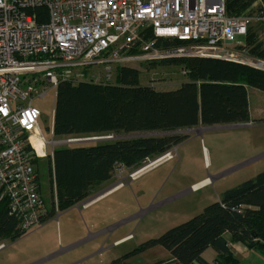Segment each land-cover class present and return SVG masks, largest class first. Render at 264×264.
Listing matches in <instances>:
<instances>
[{
  "label": "built area",
  "instance_id": "built-area-1",
  "mask_svg": "<svg viewBox=\"0 0 264 264\" xmlns=\"http://www.w3.org/2000/svg\"><path fill=\"white\" fill-rule=\"evenodd\" d=\"M256 3L229 15L225 0H0V203L19 230L44 224L37 161L88 141L54 138L53 119L44 131L39 101L55 100L63 82L107 84L117 67L163 61L202 58L264 72V57L251 53L259 46L264 55V7ZM249 33L252 45L234 42Z\"/></svg>",
  "mask_w": 264,
  "mask_h": 264
},
{
  "label": "trees",
  "instance_id": "trees-1",
  "mask_svg": "<svg viewBox=\"0 0 264 264\" xmlns=\"http://www.w3.org/2000/svg\"><path fill=\"white\" fill-rule=\"evenodd\" d=\"M255 1L225 0L227 14L251 11ZM261 4L264 7V0ZM36 13L44 11L38 9ZM246 43H254L252 33ZM251 53L264 57L259 46L252 48ZM155 64L178 65L186 72L188 83L175 91L159 92L141 85L138 70L127 67L116 68L115 84L60 83L53 108L54 138L248 124L251 119L247 88L264 93V72L240 65L202 58ZM186 137H147L54 149L52 156L47 157L51 199L43 222L85 201L95 187L113 177L117 168L135 171ZM224 234L230 235L232 243L264 255V172L225 191L200 214L156 239L139 244L110 264H130L131 258L154 247H161L170 256L155 264H208L201 256L209 248L217 254L214 264H241L231 254ZM24 235L16 219L9 216L6 202H1L0 245L15 242Z\"/></svg>",
  "mask_w": 264,
  "mask_h": 264
},
{
  "label": "rangeland",
  "instance_id": "rangeland-1",
  "mask_svg": "<svg viewBox=\"0 0 264 264\" xmlns=\"http://www.w3.org/2000/svg\"><path fill=\"white\" fill-rule=\"evenodd\" d=\"M262 7L261 3L254 5L256 10H260ZM253 30H256L255 25L251 31ZM234 42L244 44L246 40L242 36H237ZM132 68L138 70L141 85L150 86L159 92L175 91L182 84L188 83L186 74H182L183 70L178 65L153 63L137 65ZM94 72L96 71H92V73ZM96 73L102 76L100 72ZM111 77L110 84H115V74ZM247 97L253 122L251 124L248 123L250 125H245V127L214 125L120 136H71L73 139L85 138L90 141L70 146H56L53 150L88 147L116 140L187 136L180 144L165 153L164 155L166 156L162 155L147 160L135 171L119 167L115 170L113 177L110 179L111 181L106 185V187H109L120 183L121 187L116 193L108 195L97 207L104 206V208L102 207L103 209H109L106 207H109L113 202H117L124 209L129 205H133L132 208L134 209L132 211L124 212V216H127L133 211L139 213L142 209L148 208L150 204H158L163 201L164 196H168L170 193H180L192 189L193 185L202 184L201 187L188 192L182 198L176 200L175 204L173 203L171 207L162 210L160 213L153 216L148 214L145 217L141 216L138 220L139 225L133 232L132 238L134 239L117 248L118 250L126 251L135 244L138 246L150 239H156L166 231L190 220L200 214L204 207L216 200L218 201L225 191L233 189L245 181L252 180L258 174L264 172V93L253 88H247ZM38 106L42 112L41 127L46 129L44 131H47L53 119L54 99L49 94L45 99L38 102ZM106 138L111 139L106 140ZM51 151L52 148L48 147V152ZM159 159L164 160H161L159 164L156 163L145 172H139L150 163ZM49 169L48 158L37 161L36 171L39 178L40 192L47 210L50 209L51 199ZM136 175L139 176L132 179ZM97 207L95 206L93 210ZM78 215L80 213L77 209L57 213L51 219L57 218L59 220L61 224L60 232H57V227L54 224L40 227L39 246L43 245L42 238L45 237V242L47 245L50 244V247L54 246L58 251L63 248L65 239L62 220L68 217L74 218ZM19 240H16L15 243L11 242L14 245L8 249L6 254L13 252L16 256L22 255V250L26 248L28 241ZM151 252L155 253V258L153 255L151 256L150 264L160 262L162 255L167 254L161 247H157L155 251ZM240 260L242 264H264V255L255 250H248V253L244 254Z\"/></svg>",
  "mask_w": 264,
  "mask_h": 264
},
{
  "label": "crops",
  "instance_id": "crops-1",
  "mask_svg": "<svg viewBox=\"0 0 264 264\" xmlns=\"http://www.w3.org/2000/svg\"><path fill=\"white\" fill-rule=\"evenodd\" d=\"M249 114L251 124L253 118L250 109ZM139 175H136L132 179L137 178ZM110 181L95 187L89 198L71 208L77 209L80 215L62 220L65 239L63 248L58 251L54 246L50 247V244L47 245L45 242V237L42 238L43 245L39 246V233H41V230L37 229L20 238L19 241H28L26 248L22 250V255L20 256H16L13 252L6 254L16 241L14 243H5L4 248L0 250V264H110L113 259L119 258L137 247V244H135L126 251L117 249L134 239L132 238L133 232L137 229L139 225L138 220L141 216L145 217L147 214L153 216L160 213L162 210L171 207L173 203L175 204L176 200H179L182 196L198 189L202 185H193L192 189L180 193L171 194L169 192L170 195L164 196L163 201L158 204H150L148 208L142 209L139 213L133 211L131 214L124 216V212H130L134 209L132 208L133 205H129L124 209L117 202H113L109 207H106L109 209H103L104 206L97 207L108 195L119 191L121 187L120 183L106 187ZM95 206L97 208L93 210ZM167 213L169 212L167 211ZM52 224L57 227V232L59 233L61 224L57 218L46 221L41 227ZM223 237L228 244L231 254L241 263L240 259L243 258L244 254L248 253V250L239 243H232L229 234H224ZM156 248L149 249L131 258L129 263L150 264L151 256L153 255L155 258V253L151 251H155ZM201 257L206 263L214 264L217 254L213 249L209 248L204 251ZM169 258L168 253L164 254L161 261H166Z\"/></svg>",
  "mask_w": 264,
  "mask_h": 264
},
{
  "label": "bare ground",
  "instance_id": "bare-ground-1",
  "mask_svg": "<svg viewBox=\"0 0 264 264\" xmlns=\"http://www.w3.org/2000/svg\"><path fill=\"white\" fill-rule=\"evenodd\" d=\"M161 160H162V159H159V160H157V161H154L153 163H150L147 167L141 169V171H139V172H145L146 170L150 169V167H152V166L155 165L156 163L159 164V162H160ZM163 160H164V159H163ZM163 160H162V161H163Z\"/></svg>",
  "mask_w": 264,
  "mask_h": 264
},
{
  "label": "water",
  "instance_id": "water-1",
  "mask_svg": "<svg viewBox=\"0 0 264 264\" xmlns=\"http://www.w3.org/2000/svg\"><path fill=\"white\" fill-rule=\"evenodd\" d=\"M245 125H249V124H241V125H237L238 127H243V126H245ZM111 138H106V140H110ZM94 140H97V139H94ZM88 141H90V140H88ZM93 141V140H92ZM168 155V154H167ZM164 156H166V155H164ZM163 156V157H164Z\"/></svg>",
  "mask_w": 264,
  "mask_h": 264
}]
</instances>
